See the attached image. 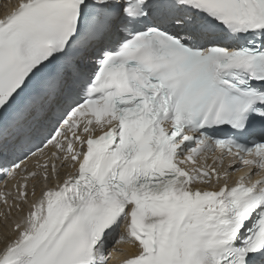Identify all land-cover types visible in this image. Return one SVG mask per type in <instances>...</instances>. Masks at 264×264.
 Returning <instances> with one entry per match:
<instances>
[{
  "label": "snow or ice",
  "instance_id": "snow-or-ice-1",
  "mask_svg": "<svg viewBox=\"0 0 264 264\" xmlns=\"http://www.w3.org/2000/svg\"><path fill=\"white\" fill-rule=\"evenodd\" d=\"M0 264H264V0H0Z\"/></svg>",
  "mask_w": 264,
  "mask_h": 264
}]
</instances>
